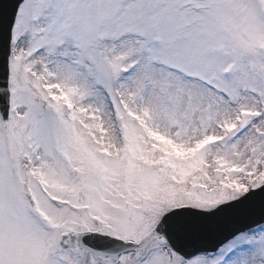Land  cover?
<instances>
[{"label": "snow or ice", "instance_id": "1", "mask_svg": "<svg viewBox=\"0 0 264 264\" xmlns=\"http://www.w3.org/2000/svg\"><path fill=\"white\" fill-rule=\"evenodd\" d=\"M0 264H264V0H0Z\"/></svg>", "mask_w": 264, "mask_h": 264}]
</instances>
